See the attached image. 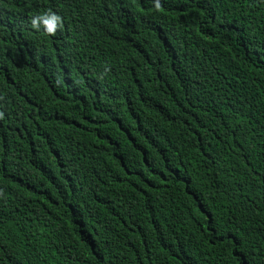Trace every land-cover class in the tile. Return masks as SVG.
<instances>
[{"label":"trees","instance_id":"trees-1","mask_svg":"<svg viewBox=\"0 0 264 264\" xmlns=\"http://www.w3.org/2000/svg\"><path fill=\"white\" fill-rule=\"evenodd\" d=\"M160 4L0 0V264H264V0Z\"/></svg>","mask_w":264,"mask_h":264},{"label":"clouds","instance_id":"clouds-1","mask_svg":"<svg viewBox=\"0 0 264 264\" xmlns=\"http://www.w3.org/2000/svg\"><path fill=\"white\" fill-rule=\"evenodd\" d=\"M160 7V0H155V8L159 10ZM41 23L48 34L55 35L58 25L62 26V18L55 12L49 11L43 15L35 16L31 19V25L33 28L39 29ZM2 116L3 113H0V118H2Z\"/></svg>","mask_w":264,"mask_h":264}]
</instances>
